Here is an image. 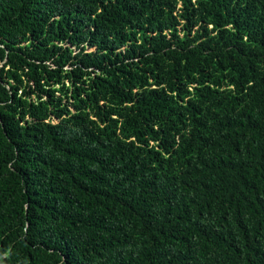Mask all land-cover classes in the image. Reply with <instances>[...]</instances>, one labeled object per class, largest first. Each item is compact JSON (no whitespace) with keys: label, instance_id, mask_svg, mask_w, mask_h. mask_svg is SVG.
<instances>
[{"label":"trees","instance_id":"1","mask_svg":"<svg viewBox=\"0 0 264 264\" xmlns=\"http://www.w3.org/2000/svg\"><path fill=\"white\" fill-rule=\"evenodd\" d=\"M0 264H264V0H0Z\"/></svg>","mask_w":264,"mask_h":264}]
</instances>
